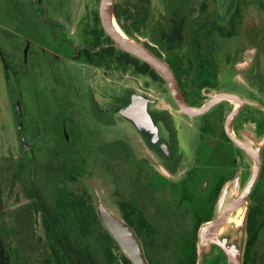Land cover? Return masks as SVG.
<instances>
[{
  "label": "flooded vegetation",
  "instance_id": "obj_1",
  "mask_svg": "<svg viewBox=\"0 0 264 264\" xmlns=\"http://www.w3.org/2000/svg\"><path fill=\"white\" fill-rule=\"evenodd\" d=\"M100 4L101 0L99 8H93L91 21L81 24V37L74 28L61 35L59 43L66 49L63 57L67 61L90 67L98 78L122 88L119 94L104 96L103 106L99 101L95 104L108 125L118 124L127 131L103 141L100 149L105 157L96 166L89 155V132L72 115L67 117L59 149L53 152L54 158L47 160L53 166L49 172L55 183L53 196L46 199L36 189L35 210L42 212L45 229V216L54 211L61 190L72 192L87 204L93 203L73 183L90 165L101 167L116 184L123 217L144 243L151 264H171L170 258L181 254L185 242L194 236L198 247L199 228L213 217L225 183L236 177L239 168H243V184L248 178L249 172L242 165L249 154L227 132L231 114L236 111L231 125L238 140L249 142L240 131L247 123L254 125L256 134L264 136V100L253 104L249 99L260 96L258 92L235 79L236 63L243 45L248 43L254 49L250 80L256 86L263 84L259 64L264 62V0L116 1L119 28L169 64L190 106H205L225 92L239 96V100H218L196 116L182 109L168 81L150 63L115 44L103 26ZM249 6L256 9L257 21L246 28L245 12ZM233 43L239 46L236 56L225 49ZM228 68L234 73V89H226L222 82ZM124 77L136 78L144 86L140 82L143 79L146 90L124 83ZM150 83L165 93L168 107L159 106L158 97L147 91L152 89ZM132 132L139 135L155 163L135 154ZM192 132L200 138L195 152L188 151L191 146L186 145L185 139ZM102 228L104 231L87 243L89 250L85 249L81 264L83 260L84 264H124L119 244L110 249V233L103 225ZM262 238L264 162L251 195L244 264H264V259H259V251L264 249ZM92 246L95 249L91 250Z\"/></svg>",
  "mask_w": 264,
  "mask_h": 264
},
{
  "label": "rangeland",
  "instance_id": "obj_2",
  "mask_svg": "<svg viewBox=\"0 0 264 264\" xmlns=\"http://www.w3.org/2000/svg\"><path fill=\"white\" fill-rule=\"evenodd\" d=\"M93 8H99V0H0V264H56L51 257L42 212L35 210L34 200L38 198L36 189L46 199L53 196L55 183L49 175L53 166L47 160L54 158L53 152L59 149L66 118L72 115L89 132V155L96 166L105 157L100 149L103 141L123 136L127 131L118 124L108 125L95 104L99 101L103 106L104 96L119 94L122 88L98 78L90 67L67 61L63 57L66 49L59 43L61 35L74 28L82 36L80 26L91 21ZM255 10L249 6L245 12L246 28L256 23ZM238 47L233 43L225 49L236 56ZM253 52L251 45H243L235 79L254 88L260 96L249 100L260 104V99L264 100V62L259 64L263 84L256 86L249 77ZM233 75L231 68L225 69L222 82L226 89L235 88ZM122 80L146 90L143 79L140 82L144 86L133 77ZM150 84L152 89L147 91L158 97L159 106L168 107L165 93L158 85ZM240 131L248 140L262 143L253 124L247 123ZM185 139L186 145L191 146L188 151L195 152L199 135L192 132ZM130 140L136 155L155 163L139 135L132 132ZM96 166L90 165L73 183L74 188L89 195L94 205L103 200L123 217L116 184ZM242 166L249 172L248 180L253 170L252 159L247 156ZM242 171L239 168L236 177L241 178ZM240 182L242 188L246 182L243 184L241 179ZM115 253L120 252L115 249ZM259 259L263 261L264 249L259 251Z\"/></svg>",
  "mask_w": 264,
  "mask_h": 264
},
{
  "label": "water",
  "instance_id": "obj_3",
  "mask_svg": "<svg viewBox=\"0 0 264 264\" xmlns=\"http://www.w3.org/2000/svg\"><path fill=\"white\" fill-rule=\"evenodd\" d=\"M117 0H102L100 16L106 32L113 38L115 44L150 63L170 84L176 100L182 109L196 116L206 112L214 102L222 99H238L232 93H221L216 99L201 107L190 106L181 91L172 68L139 41L117 29L115 21V4ZM120 26V25H119ZM121 28V27H120ZM122 29V28H121ZM124 33V34H123ZM242 101V100H241ZM243 102V101H242ZM229 118L226 128L228 134L249 154L253 161L251 176L241 188L240 176L228 181L223 186L215 205L213 217L204 222L198 232V257L196 264H244V254L247 243V222L251 205V195L260 179L264 162V136L262 143L253 140L248 143L238 140L232 133V117ZM97 214L103 226L119 244L122 251L133 264H151L143 242L135 229L123 218L115 213L103 200L95 204ZM243 209V221L240 228L230 227L224 236L219 230L225 221L237 210Z\"/></svg>",
  "mask_w": 264,
  "mask_h": 264
},
{
  "label": "trees",
  "instance_id": "obj_4",
  "mask_svg": "<svg viewBox=\"0 0 264 264\" xmlns=\"http://www.w3.org/2000/svg\"><path fill=\"white\" fill-rule=\"evenodd\" d=\"M99 225L102 227L94 203L87 204L80 197H75L72 192L61 190L54 211L45 216V229L47 240L52 249L53 262L56 264H81V257L87 253L85 249L89 250L90 245L88 244L97 237V233L104 231ZM109 241L110 249L113 244H118L111 234H109ZM147 257L150 261L148 254ZM197 257L198 247H196V237L194 236L187 243L185 242L183 252L171 257L169 263L196 264ZM122 259L124 264H133L124 252Z\"/></svg>",
  "mask_w": 264,
  "mask_h": 264
},
{
  "label": "bare ground",
  "instance_id": "obj_5",
  "mask_svg": "<svg viewBox=\"0 0 264 264\" xmlns=\"http://www.w3.org/2000/svg\"><path fill=\"white\" fill-rule=\"evenodd\" d=\"M115 25L117 26V29L119 30V31H121V32H123L120 28H119V26H118V24H117V22L115 21ZM124 34V33H123ZM234 102H237L238 103V101H234ZM239 104V103H238ZM243 213H244V211H243V209H239V210H237V212H235V213H233L226 221H225V223L222 225V227L220 228V230H219V235L220 236H224L226 233H227V231H228V229L230 228V227H237V228H240L241 227V225H242V221H243ZM238 221V222H237ZM235 222H237L236 224H235Z\"/></svg>",
  "mask_w": 264,
  "mask_h": 264
}]
</instances>
